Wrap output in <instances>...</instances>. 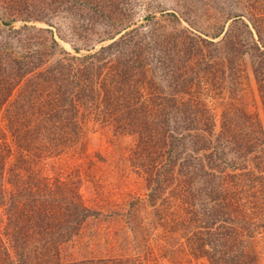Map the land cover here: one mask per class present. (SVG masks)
Segmentation results:
<instances>
[{
    "label": "trees",
    "instance_id": "1",
    "mask_svg": "<svg viewBox=\"0 0 264 264\" xmlns=\"http://www.w3.org/2000/svg\"><path fill=\"white\" fill-rule=\"evenodd\" d=\"M140 3L0 0L5 25L25 23L20 47L0 43V264H264V119L234 99L239 58L177 12L141 20ZM242 24L248 38L226 46L240 57L251 42L264 112V26ZM98 131L127 154L89 153ZM130 176L144 192L82 193ZM108 220L102 237L88 228Z\"/></svg>",
    "mask_w": 264,
    "mask_h": 264
},
{
    "label": "rangeland",
    "instance_id": "2",
    "mask_svg": "<svg viewBox=\"0 0 264 264\" xmlns=\"http://www.w3.org/2000/svg\"><path fill=\"white\" fill-rule=\"evenodd\" d=\"M140 1V5H137L135 10L137 16H141V20H143L149 14L156 16V18L159 19L161 10L168 9V11L171 13L177 12L181 16L183 26L187 28L193 27L195 32L203 38L214 40V42L217 44V47H219L221 50L219 52L215 50L216 55L222 54L223 56H227V60L228 58H234L236 60L239 58L236 62V66L239 68L237 70L240 74L241 85H230L232 88L236 89V97L234 99L240 105H244L248 112L256 114L264 119L262 100L258 92V85L253 72V63L255 62L254 57H256V52L255 50L251 49V42H249V48L247 49L248 52H244V55L239 57V55H237V50L234 51L233 47L229 46V49L231 50L228 49L225 39L226 33H228L227 36H231L233 38L235 36L237 40L243 41L247 39L248 36L246 35V29L244 28L242 22L248 24L253 29L254 33H256V31L253 24L264 26V0H194L195 2H193V7H191V9L194 10L193 13L179 6L175 0ZM188 14H190V17ZM152 22L153 21H150L151 25L153 24ZM35 24V26L40 29L49 28V26L44 23L36 22ZM24 26L25 23L21 21L5 25L2 20H0V43L7 42L12 46L20 47L19 40L25 36ZM28 26H31V23L28 24ZM223 27L225 28L224 33L216 39L212 38L218 34ZM50 29L53 31L54 38L59 43L60 47L67 52H73L72 44L68 40L63 39L55 27H50ZM61 31L64 33L63 30ZM79 45L81 47V44ZM102 45L103 44H100L98 47H101ZM209 51L210 47L208 46V54ZM58 55L59 53L56 52L52 58H56ZM227 65V68H231L229 62H227ZM227 79L230 83L231 79L228 77ZM222 99V97L218 96V98L214 99L208 98V101H210V104H215L218 106L219 102H223ZM128 144L129 143L126 140H115V138L112 137V134L98 131L90 135L87 149L89 153L102 151L106 154H116L115 156L120 154L126 155ZM111 182H114V179H112ZM119 184H121L120 189H118L113 184H107V186L99 192L98 197L97 190H95L92 184L86 183L82 188V193L89 204H94L93 200L99 199L102 203L103 201L105 202L107 198V200L110 202L117 203L123 199L125 196L124 193L131 192L134 194L144 192L143 185L141 183H137L136 178L133 176L121 180ZM100 193H102V197L100 196ZM107 226L111 230H116L118 222L112 223L111 220H108L95 222L94 224L92 221H90L88 224V228L91 227L92 234L99 233L101 237L103 236ZM86 231L89 232L88 230ZM102 242L103 239L101 240V243ZM96 244H98V242L94 240V246L91 245L90 248L76 246L72 249L74 257L85 256L88 253V250L96 251L99 248ZM162 264L169 263L164 260Z\"/></svg>",
    "mask_w": 264,
    "mask_h": 264
}]
</instances>
